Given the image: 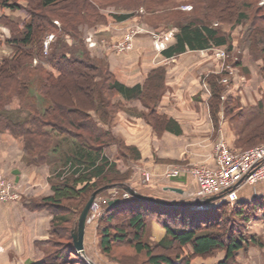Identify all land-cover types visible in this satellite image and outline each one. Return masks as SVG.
I'll return each instance as SVG.
<instances>
[{"label":"trees","instance_id":"16d2710c","mask_svg":"<svg viewBox=\"0 0 264 264\" xmlns=\"http://www.w3.org/2000/svg\"><path fill=\"white\" fill-rule=\"evenodd\" d=\"M20 1L24 4H20L19 0H0V7L22 9L29 15L21 29L15 21L0 17V24L9 29V37L4 42L13 47L8 57L0 59V132L7 131L22 140L26 155L36 163L48 164L51 171H55L50 179L53 193L41 199H32L28 204L30 208L33 205L46 206L53 213V237L47 241L49 251L42 260L30 264H87L75 251L71 236L79 213L93 191L109 184L127 185L129 178V173H120L105 153L113 143L122 146L119 138L100 127L110 123V97L119 95L125 100H140L148 109L147 114L142 115L157 126L162 116L153 107L160 94L164 71L154 69L142 85L127 87L116 80L106 64L92 59L83 40L78 37L81 25L93 27L105 22V16L96 10L97 5L92 2L81 0L51 14L49 10L67 0ZM215 1L221 5L213 8ZM258 1L202 0L199 7L194 9L193 6L191 17L178 25L179 31L174 35L176 42L164 50V54H177L186 47L194 50L226 45L229 36L221 33L219 27L210 25V19L224 23L223 18L234 14L233 8L238 7L241 11L235 15L236 24L247 19L249 9L258 14L260 23L249 34V49L252 55L258 53L264 60V5H258ZM132 16V13L111 15L115 21ZM54 19L59 21L58 27L54 25ZM56 32L59 36L62 33L71 34L77 43L71 47L62 40L57 42L59 45L52 43L49 53L43 56L44 35ZM231 47L228 45V51ZM33 57L38 58L36 64L32 63ZM153 77L156 79L151 82ZM222 77V73H213L205 79L212 91L208 107L214 126H217V116L221 112L223 92L218 82ZM69 78H83L78 85H73L76 91L82 93L83 101L79 102L76 98L70 106L61 102L58 105L57 87L60 88ZM70 86H64L69 93ZM12 98H17L20 111L27 113L22 120L11 119L6 114L5 108ZM77 108L84 117L83 125L76 121L75 116L79 114ZM120 189L123 191L122 187ZM103 194L105 191L99 195ZM116 198L119 199L116 204L106 203L102 207L97 219L100 249L110 257L112 244H130L136 254L144 255L147 264H191L196 257L207 258L220 251L224 252V257L216 264H233L239 250L257 243L255 236L247 234L248 224L264 221V194L249 200L238 199L232 205L209 203L201 206L203 211L196 209V197L172 200L176 204L171 205L131 195L124 198L121 192ZM75 202L79 207L77 210L70 206ZM119 219L123 220L124 228L111 225ZM151 220L165 230L163 239L154 245L149 241L148 225ZM221 223H226V227ZM111 226L115 228V233H111ZM126 229L132 231L130 237ZM63 236L64 242L61 240Z\"/></svg>","mask_w":264,"mask_h":264},{"label":"crops","instance_id":"0c3cea01","mask_svg":"<svg viewBox=\"0 0 264 264\" xmlns=\"http://www.w3.org/2000/svg\"><path fill=\"white\" fill-rule=\"evenodd\" d=\"M19 3L24 4L20 0ZM27 15L22 9L0 7V17L4 16L15 21L20 29L29 18ZM130 18L118 22L115 30L109 28L107 24H97L90 27L88 33L94 37L95 49L105 50L103 52L107 57L109 71L123 85L127 87L142 85L152 70L160 68L164 71L160 94L153 107L162 119L160 124L154 126V123L141 116L148 109L140 100H125L117 95L126 110L124 109L121 115H116L109 125L111 134L120 139L122 146L113 143L105 153L115 163L120 173H129L126 184L134 190L156 197L153 195L155 193L153 188L156 184L168 181L169 185L161 184L160 187L163 194L167 192V198L171 194L195 197L197 186L189 175L182 174L169 179L164 173L169 165L191 162L211 164L213 146L219 133L223 135L228 145L232 144L233 136L224 131V128L221 130L223 121L220 119L217 126L212 123L206 103V89H203L202 82L210 73L219 72L223 63L204 56V54L208 55L212 48L190 50L186 47L177 54L170 56L164 54V50H168L176 42L174 35L179 28L175 23L165 27L161 24L154 26L146 24L153 30L164 29L169 36L172 34L170 38L167 36L168 39L163 42L162 49L154 52L153 38L144 34L134 39L130 51L117 53L113 50L114 39L122 37L124 29L131 23ZM184 18L189 17L186 15ZM7 37H9V29L4 24H0V59L8 57L13 51V47L4 42ZM102 39L108 44L106 47L108 49L101 48L99 41ZM108 39L110 40L107 41ZM222 46L224 45L219 47ZM188 54H200L204 57H188ZM243 96L253 97L242 94L240 98ZM255 96H257L256 92ZM249 104H255L253 98ZM109 125H100V127L109 130ZM0 173L7 178L11 177L23 187L20 201L0 202V264L38 262L49 251L47 241L53 237L51 232L53 213L46 206L33 205V208H30L28 204L32 199H41L53 193L50 182L53 174L48 164L36 163L29 157L24 159L22 142L7 132H0ZM144 176H149L151 185H145ZM167 187L180 188L183 194L168 190ZM146 188L151 189L152 192ZM237 194L240 200L263 195L264 181L254 185L244 184L238 188ZM97 219H94L91 226L88 225V220L86 221L83 239L84 252L94 264H97L100 258L90 250L88 231L95 234ZM148 226L150 242L155 244L163 239L165 230L155 220H151ZM199 260L196 258L191 264H205L198 263Z\"/></svg>","mask_w":264,"mask_h":264},{"label":"rangeland","instance_id":"374dc122","mask_svg":"<svg viewBox=\"0 0 264 264\" xmlns=\"http://www.w3.org/2000/svg\"><path fill=\"white\" fill-rule=\"evenodd\" d=\"M79 1L81 0H67L64 3L56 6L54 9L49 10V12L51 14H55L58 10L65 9L66 7L70 6L73 3H79ZM87 1L92 2L93 4L97 5L96 10L105 16V18L103 19L105 22L103 21L104 22L103 24H107L109 28H111L112 30H115L117 28L118 22H120V21H115L111 17L112 14L113 15L117 13H132L133 14V16L129 20L131 23H129V25L124 29L125 32L122 34L121 38H123L125 34L128 32L132 33L133 31L137 29H141L142 31H140V33L134 34L133 38L131 39V47L129 50L118 51L113 48V50L117 53L130 51L133 48L134 39L144 34H147V36L153 38L154 42H152L153 43L152 47L154 48V52L158 51L157 49H160V48H158L155 45L158 35L160 38V42L161 40L165 42L167 41L168 37L166 39L164 38L166 36H169L168 32L164 29H162L161 31L153 30L149 28L146 24L148 23V25H151V26L161 24L163 27L172 25L174 23L177 25H180L182 22L184 21L186 22L191 17L193 6L195 9V7L196 8L199 7L200 4L202 3V0H87ZM260 1L261 0L258 1V5H260ZM220 5H221L220 2L215 1L212 7L213 8L219 7ZM237 5L240 6V3H238ZM185 6H187V8ZM237 8H233L234 14L223 18V21L225 20L224 23H219L218 21H215L217 20L215 18L210 19L211 22L209 24L212 26L219 27L221 33L225 34L226 36H229V40H228V43L222 47H213L211 51H209V54L208 55L204 54V56H208L209 59H214L215 62L220 61L223 63L222 69L219 72H217V73L223 74V77L220 78L218 82V84L221 85L222 87L223 93L220 99L221 112L217 116V122H219L221 119L223 121L221 130L224 128L225 129L224 131L228 132L231 136H233V140H232L233 142L231 145H228L227 142L225 141V138L223 137L224 142L226 143L227 147L230 148L231 150L245 151L256 145L264 144V60L261 58V56L259 57L258 53L252 55L249 49L250 48L249 34L252 31V29L258 26L260 23L257 18V15H258L257 12H254L253 10L249 9L247 11V19L242 23L236 24L235 15L241 11V8L240 9L239 8L237 9ZM186 15H188L189 18H184V16ZM53 23L57 27L60 25L59 21L56 19H54ZM90 27L91 26H87L85 24L81 25L78 28V37L83 40L84 47L88 55L92 59L94 58L97 61L107 65L108 64V61L106 59L107 57L105 53L103 52L105 50L100 49V51H97L95 49L96 42L94 40V37L93 35H90L88 33ZM56 33H46L44 35L43 44H42V55L43 56H46L49 53L52 43H57V42H60V40H62L69 47L77 43V39H74L71 34L62 33L61 36H59V32L57 34ZM154 34H156L157 37H154ZM48 37H50L51 39L48 41L47 48L44 49V44ZM170 37H172V34H170L169 38ZM121 38L114 39L115 43L117 41H120ZM263 39H264V35H263ZM109 40L110 39H108L107 41ZM99 42L101 43L100 45L101 48L108 49L106 48L108 47V44H105L106 41H104V39L100 40ZM228 45L232 46L231 50L229 51L227 49ZM261 46H263V44L260 45V47ZM216 48L222 49L225 52V57L223 59L215 56L214 49ZM204 56L200 54H188V57H198L199 58V57H204ZM33 58L35 59H33L32 63L36 64V62L38 61V58L37 57H33ZM227 67H229V69ZM108 70H109V67H108ZM211 74L213 73H210L209 76ZM155 79L156 78L153 77L151 78L150 81L154 82ZM79 80L83 81V78L81 79L80 78H77V79L69 78V79H66L65 82H63L60 88L57 87L58 89L57 94L59 96L56 94L57 95L56 100H57L58 105H60L59 103L61 102L65 106H70L72 105V103L70 104V102H72L73 100L76 101V98L79 102L83 101L82 93L76 91L75 87H73L74 83H77V85L79 84L78 82ZM72 82L73 84H71ZM202 82L204 86L203 89H206L205 90L206 95H207L206 103L208 106V102L210 101V98L212 96V91L210 90L206 80ZM69 85H71L70 86L71 89H69L70 93L67 92L68 91L67 88L66 89L64 88V86H69ZM255 92L257 96H255ZM242 94L243 95H253L252 98L254 99L255 104H249V102L252 101V98L248 96L246 97L243 96L240 98ZM110 103L111 105H108V110H110V116L112 117L109 122H112V120L114 119V117H116V115H121L122 111H125L126 109L122 107V105L119 106V100L116 95L115 96L112 95L110 97ZM5 110H6V114L11 119H14V120H22L27 115L26 112L20 111L19 102L17 98H12L11 102L6 106ZM77 110L78 112L80 111V109L78 108ZM143 114L146 115L147 112H144ZM141 116L143 117V115ZM75 117H76V121L82 122L80 123L82 125L84 124V117L80 115V112ZM144 118L146 117L144 116ZM212 123H213V120H212ZM109 131L111 132L110 125H109ZM1 132H7V131H1ZM20 142H22V140H20ZM23 157L24 159L29 157L28 155L24 153V150H23ZM119 164L121 163L119 162ZM186 164L198 165L200 164V162H193V163L191 162V163H186ZM53 172L55 171H51V173ZM0 177L4 179L5 181H13L11 177L7 178L3 176L1 173H0ZM143 182L145 183V185L152 184L149 176L148 178H145L144 176ZM167 183L163 181L159 184H156L155 188H153L155 189V193H153V195H155L157 198L168 200V201L182 199V198L183 199L191 198V196L185 197L184 195H175L176 196L175 197L172 194L169 195L170 199L167 198L168 197V195L166 194L167 192L163 194L162 193L163 191L160 189L161 184L169 185ZM20 188H23V187L20 186ZM146 189L149 192H152L151 189L149 188H146ZM120 192L121 194L124 193L120 188H114V189H110L104 195H100L99 197H104L107 195L109 196L118 195ZM128 197H129V194L125 196L124 198H128ZM17 201H20V199ZM219 203L221 202L214 203V205H217ZM225 203H227L228 205L233 204V203H228V202H225ZM76 205H77V202H75L73 205H70V206L72 208H75ZM100 206L101 208L97 215L93 216L92 212L91 213L89 212L88 217H87L88 225L91 226V223H93L94 219L100 217L101 212H102V207L104 205H100ZM78 208L79 207H76V210ZM196 209L203 211L201 206L196 207ZM111 225H115V227H121V228L124 226L122 219L114 220ZM222 226L225 228L226 223L222 224ZM75 227H76V224L74 225V228ZM114 229L115 228L111 226V233H115ZM126 230L130 237L132 231L129 229H126ZM91 234H92V231H88V235H90L88 237V240L91 246L90 250L95 252L96 257L101 259V260L100 259L97 260L98 262L97 264H100V263L101 264H104V263L105 264H147L145 261L144 255L136 254L133 251L131 245L126 244V243L112 244L111 256L108 257L104 255L99 246V235L97 233V230L95 231L94 235L93 234L91 235ZM247 234L255 236L257 239V243L253 245H249L246 249L239 250L236 253L235 261L233 264H264V221L257 220V221L250 222L247 227ZM61 240L63 242L66 241L64 236L61 237ZM150 243L154 245V243L152 242ZM223 253L224 252L220 251V252L215 253L213 256H210L207 258H201V257H196V258L200 259L198 263L204 262L205 264H215L218 259L220 260L223 259L224 257ZM196 258L192 260H195ZM86 259L93 263V261L90 258H88L86 253L84 252L83 261L85 260V262L87 263Z\"/></svg>","mask_w":264,"mask_h":264},{"label":"built area","instance_id":"2783aa9c","mask_svg":"<svg viewBox=\"0 0 264 264\" xmlns=\"http://www.w3.org/2000/svg\"><path fill=\"white\" fill-rule=\"evenodd\" d=\"M264 4V0L260 1V5ZM187 8V6H185ZM190 8V7H189ZM28 17V15H27ZM141 29H137L132 33H126L120 41L114 43L113 48L118 51L129 50L131 47V39L134 34L140 33ZM154 37H157L154 34ZM167 36L164 38L166 39ZM48 37L44 44L47 48ZM155 45L163 48L164 43L159 35ZM215 56L224 58L225 52L222 49H214ZM211 164L200 162L198 165H169L165 170L167 178H176L182 174L189 175L197 186L195 193L196 198H207L222 195L220 199L214 201L234 203L238 200V188L244 184L254 185L264 181V144L256 145L245 151H234L227 147L224 138L219 133L218 139L214 144L211 154ZM145 178H148L145 176ZM123 197L128 193L124 191ZM23 196V190L13 181H5L0 177V202L9 203L19 200ZM116 198V195L107 197H99L93 201L89 212L95 216L99 213L101 206L108 203L109 200Z\"/></svg>","mask_w":264,"mask_h":264},{"label":"water","instance_id":"95a60500","mask_svg":"<svg viewBox=\"0 0 264 264\" xmlns=\"http://www.w3.org/2000/svg\"><path fill=\"white\" fill-rule=\"evenodd\" d=\"M122 187L123 191L127 192L129 195L136 197L138 199H143V200H152V201H157L159 203L165 204V205H171V204H176V202L173 201H161V200H156L155 198L146 196L144 194L136 192L134 189L127 185L123 184H109V185H104L95 191L91 193L89 196L88 200L86 201L85 205L83 206L81 212L79 213V216L76 221V227L72 230L71 236H72V242L75 251L84 258V245H83V239H84V228L85 224L87 221V217L89 214L90 207L93 203V201L96 199L97 196L103 191L109 190V189H114V188H120ZM168 190L174 191L179 194H183V190L180 188L176 187H167ZM222 195H217L213 197H207V198H198L196 200V205L197 206H202L206 205L209 203H212L214 201H217L218 199L221 198ZM119 201L118 198H114L112 200L108 201V205H114ZM88 264H93L91 261L87 260Z\"/></svg>","mask_w":264,"mask_h":264}]
</instances>
